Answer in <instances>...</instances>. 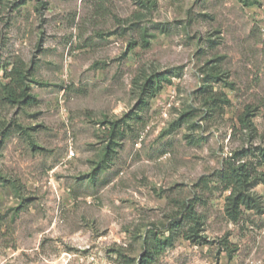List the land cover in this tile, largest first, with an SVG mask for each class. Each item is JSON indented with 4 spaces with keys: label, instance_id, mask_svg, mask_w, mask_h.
<instances>
[{
    "label": "rangeland",
    "instance_id": "1",
    "mask_svg": "<svg viewBox=\"0 0 264 264\" xmlns=\"http://www.w3.org/2000/svg\"><path fill=\"white\" fill-rule=\"evenodd\" d=\"M13 66L33 100L6 99ZM0 135V264H264V213L230 220L219 173L264 146V0H0Z\"/></svg>",
    "mask_w": 264,
    "mask_h": 264
},
{
    "label": "trees",
    "instance_id": "2",
    "mask_svg": "<svg viewBox=\"0 0 264 264\" xmlns=\"http://www.w3.org/2000/svg\"><path fill=\"white\" fill-rule=\"evenodd\" d=\"M150 37H154V34H150L148 30H145L143 33V41L146 46L150 43ZM7 76L10 80L7 84L3 85L7 100L12 103H19L34 99V97L28 92V86L26 84L27 75L21 67L13 66ZM180 76L181 69L176 68L175 70H170L168 72H153L149 75L144 74L143 76L138 77L136 83L139 84L141 89L139 104H148L150 99L154 98L165 84L172 83L174 77ZM140 81H142V83ZM208 98L212 100V110H217L220 107V103L223 106L230 103L226 96L221 98L218 97L217 94H211ZM189 115L191 114H184L181 119L178 120L177 124L179 125L180 122ZM251 115L250 112H246L240 117L242 125L248 129H252L253 127L250 120ZM125 122V118L110 121L112 138L107 148V153H109L114 144H116L115 138L122 133L121 129ZM1 139L2 135H0V141ZM250 158L257 159V162L249 160ZM263 164L264 146L238 149L226 159L224 167L219 173L220 181L223 184L224 189L230 190L229 195L226 197L224 209L225 215L230 220L239 221L244 209L252 210L257 213H264L263 196L253 190L258 181L264 177L263 173L257 171L258 167ZM181 215V219H179L177 225H179L184 219L189 223L188 229L184 234L185 237L192 241L204 240V237L201 236L204 221L203 217L197 212L195 204L188 203ZM173 238V236L169 235L164 242L159 243V241H157V245L154 247V252L156 253L160 248L165 247L166 245L173 244ZM150 254V251L147 252V256Z\"/></svg>",
    "mask_w": 264,
    "mask_h": 264
},
{
    "label": "built area",
    "instance_id": "3",
    "mask_svg": "<svg viewBox=\"0 0 264 264\" xmlns=\"http://www.w3.org/2000/svg\"><path fill=\"white\" fill-rule=\"evenodd\" d=\"M143 139V137H141V140ZM73 154V152H71V155Z\"/></svg>",
    "mask_w": 264,
    "mask_h": 264
}]
</instances>
